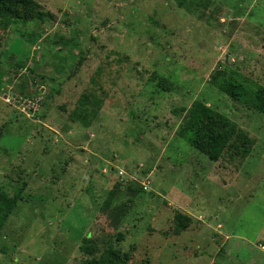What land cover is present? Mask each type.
Instances as JSON below:
<instances>
[{
    "label": "rangeland",
    "instance_id": "rangeland-1",
    "mask_svg": "<svg viewBox=\"0 0 264 264\" xmlns=\"http://www.w3.org/2000/svg\"><path fill=\"white\" fill-rule=\"evenodd\" d=\"M33 1L0 15V192L17 198L0 264H264V0ZM195 101L231 124L183 136Z\"/></svg>",
    "mask_w": 264,
    "mask_h": 264
},
{
    "label": "trees",
    "instance_id": "trees-1",
    "mask_svg": "<svg viewBox=\"0 0 264 264\" xmlns=\"http://www.w3.org/2000/svg\"><path fill=\"white\" fill-rule=\"evenodd\" d=\"M20 7L25 9L28 13H32L39 7V4L33 0H0V15L8 16L7 22L11 23L13 20L20 17L18 15V9ZM212 83L235 100H241L243 97L240 88L228 79L226 72H220L214 75ZM259 111L264 114V99L261 101ZM203 123L211 127L222 128L231 124V120L223 114L216 112L202 101H195L190 109L188 121L185 128L181 131V134L187 136L190 133L187 138L198 135L202 130ZM232 130L234 131L233 127ZM229 134H232V132H229ZM238 136V139H246L245 133H239ZM243 150L247 154L250 151L249 147L245 145H243ZM16 204V197H10L0 192V231L13 212ZM176 218H178V216ZM83 250L89 253L91 250V253L94 254L99 251V248L93 243L91 247H85ZM104 253L107 259L106 264H129L124 256L116 249L108 248ZM89 264H101V262L92 260Z\"/></svg>",
    "mask_w": 264,
    "mask_h": 264
},
{
    "label": "built area",
    "instance_id": "built-area-1",
    "mask_svg": "<svg viewBox=\"0 0 264 264\" xmlns=\"http://www.w3.org/2000/svg\"><path fill=\"white\" fill-rule=\"evenodd\" d=\"M34 101H33V99H27V104L29 103H33Z\"/></svg>",
    "mask_w": 264,
    "mask_h": 264
}]
</instances>
